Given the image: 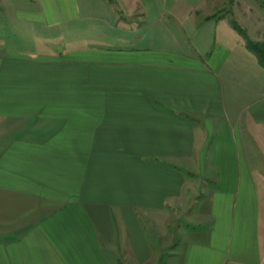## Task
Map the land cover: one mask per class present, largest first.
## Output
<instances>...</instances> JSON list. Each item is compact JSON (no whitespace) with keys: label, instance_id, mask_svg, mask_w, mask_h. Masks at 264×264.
Returning <instances> with one entry per match:
<instances>
[{"label":"crops","instance_id":"1","mask_svg":"<svg viewBox=\"0 0 264 264\" xmlns=\"http://www.w3.org/2000/svg\"><path fill=\"white\" fill-rule=\"evenodd\" d=\"M223 3L0 0V264H264V20Z\"/></svg>","mask_w":264,"mask_h":264},{"label":"rangeland","instance_id":"2","mask_svg":"<svg viewBox=\"0 0 264 264\" xmlns=\"http://www.w3.org/2000/svg\"><path fill=\"white\" fill-rule=\"evenodd\" d=\"M166 1H168V0H166ZM175 1H180V0H175ZM219 1L224 2L222 10H224L225 8H228L229 10H231V13L229 15V21L232 24V26L235 28L234 33H236L240 36H241L240 33H245V31L243 30L244 28H247V30L249 31L248 33L250 35V33H251L250 30L253 29V27L252 28H250V27L253 24H256V21L258 18H261V20H264V11L259 9L257 6L261 3L264 4V0H219ZM251 4H254V6H256V9L253 8L252 10H250L248 12V14H246L245 13L246 11L244 10V6L245 5L251 6ZM208 8H209V5H208V7H205L204 9H202V11L207 12ZM241 12H243L244 14H242ZM206 15H208V14H206ZM206 17H205V15H203V17H202V19H203V23H202L203 29L202 30L205 29L204 31H210V29H211L210 23L204 22V19H207ZM212 29H213V27H212ZM249 42L252 43L251 41H249ZM190 180H192V179L186 175V184L187 183L189 184ZM193 210H194L193 206H191L189 209H186V210H180L182 213L184 224L182 222H180V223H182L183 226H185V227L192 226V224L190 223L189 217L192 215ZM179 227H180V225H179Z\"/></svg>","mask_w":264,"mask_h":264},{"label":"trees","instance_id":"3","mask_svg":"<svg viewBox=\"0 0 264 264\" xmlns=\"http://www.w3.org/2000/svg\"><path fill=\"white\" fill-rule=\"evenodd\" d=\"M249 44H250V46L252 47V48H254V50L257 52V50H258V46H257V44H253V43H250V42H248ZM260 58H264V55H262V53L260 52V56H259Z\"/></svg>","mask_w":264,"mask_h":264}]
</instances>
